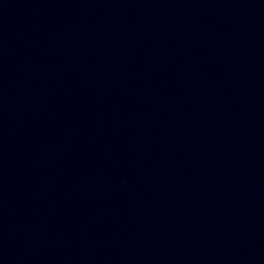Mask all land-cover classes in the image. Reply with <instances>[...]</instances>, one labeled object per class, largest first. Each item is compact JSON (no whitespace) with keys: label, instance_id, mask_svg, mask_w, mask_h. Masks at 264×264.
<instances>
[{"label":"water","instance_id":"water-1","mask_svg":"<svg viewBox=\"0 0 264 264\" xmlns=\"http://www.w3.org/2000/svg\"><path fill=\"white\" fill-rule=\"evenodd\" d=\"M0 264H264V0H0Z\"/></svg>","mask_w":264,"mask_h":264}]
</instances>
